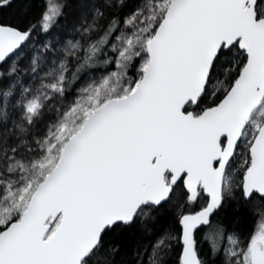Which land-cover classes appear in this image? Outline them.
I'll return each instance as SVG.
<instances>
[{"label": "snow or ice", "instance_id": "1", "mask_svg": "<svg viewBox=\"0 0 264 264\" xmlns=\"http://www.w3.org/2000/svg\"><path fill=\"white\" fill-rule=\"evenodd\" d=\"M0 264H264V0H0Z\"/></svg>", "mask_w": 264, "mask_h": 264}, {"label": "trees", "instance_id": "2", "mask_svg": "<svg viewBox=\"0 0 264 264\" xmlns=\"http://www.w3.org/2000/svg\"><path fill=\"white\" fill-rule=\"evenodd\" d=\"M38 2H39V0H38ZM252 207H253L254 210H258L260 205H259L258 202H254ZM251 225H252V217L248 216L247 219L244 221V225H243L244 230L247 231L248 228L251 227Z\"/></svg>", "mask_w": 264, "mask_h": 264}]
</instances>
